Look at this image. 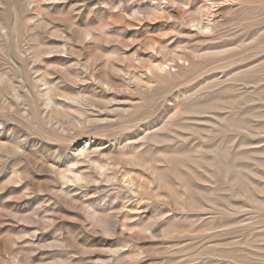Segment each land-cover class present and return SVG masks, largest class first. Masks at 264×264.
<instances>
[{"label": "rangeland", "instance_id": "1", "mask_svg": "<svg viewBox=\"0 0 264 264\" xmlns=\"http://www.w3.org/2000/svg\"><path fill=\"white\" fill-rule=\"evenodd\" d=\"M0 264H264V0H0Z\"/></svg>", "mask_w": 264, "mask_h": 264}]
</instances>
